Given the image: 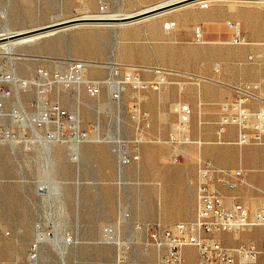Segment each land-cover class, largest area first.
<instances>
[{"label": "rangeland", "instance_id": "374dc122", "mask_svg": "<svg viewBox=\"0 0 264 264\" xmlns=\"http://www.w3.org/2000/svg\"><path fill=\"white\" fill-rule=\"evenodd\" d=\"M173 1L0 0V34L86 13L132 14ZM230 21L239 22L244 35L248 29L263 30L264 0H194L126 25L68 26L32 41H15L14 54H0V68L13 77L1 86L8 96L0 107V264H27L38 229L48 238L41 242L37 264H119L124 256L130 262L159 264L156 250L143 248L148 228L195 216L202 160L236 177V186L226 188L228 194L237 192L236 203L253 210L264 203V139L239 144L237 128L233 138L227 132L217 135L220 106L234 96L233 86L264 83V46L233 44ZM74 59L90 64L86 74L104 82L119 80L115 67L135 66L146 81L158 79L157 68L175 74L159 88L137 92L126 87L119 97L111 96L106 83L93 96L82 86H63L40 74L65 71ZM44 84L49 86L47 101L75 114L81 131L95 126L74 149L70 119L63 120L58 136V124L32 121L40 115ZM134 101L146 113L140 124L132 117ZM182 101L195 108L188 131L192 142L180 134L174 143L169 134ZM14 113L22 114L27 125L16 121ZM135 149L139 159L120 162L119 150ZM106 225L114 227L116 240L106 239ZM257 231L264 227L248 228L238 239L224 234L228 237L222 241L262 246L264 233ZM67 237H72L68 244ZM195 259L200 264L197 251ZM254 264H264V254Z\"/></svg>", "mask_w": 264, "mask_h": 264}, {"label": "built area", "instance_id": "2783aa9c", "mask_svg": "<svg viewBox=\"0 0 264 264\" xmlns=\"http://www.w3.org/2000/svg\"><path fill=\"white\" fill-rule=\"evenodd\" d=\"M232 28L236 27L235 22L230 21ZM232 43L245 45L250 42L242 30H234ZM88 63L84 60L74 59L69 61L65 71H56L49 76L47 71L40 70L43 78L52 77L55 83L66 85L82 86L85 92L97 96L102 92L106 83L107 91L112 97L119 95L126 90V87L140 92L150 86L159 88V80L146 81L143 79L141 71L135 66L119 69L115 67L119 80L104 82L99 79L89 77L85 71ZM160 72L174 75L173 70L161 69ZM161 73V74H162ZM13 77L10 73L0 68V107L3 104V97H7V91L1 89L6 82H11ZM116 84L119 89H116ZM22 86L24 87L23 83ZM234 96L220 106V118L218 121L217 135L219 138L227 132L229 127H235L238 130V143L249 144L253 141L260 142L264 139V83L263 81H240L234 86ZM49 86L44 84L40 90V115L33 118L36 125L59 124L62 127L63 120L70 119L72 137H70L72 149L73 145L87 140L91 136V131H81L76 124V115H72L59 102H48L47 92ZM45 97V102L41 99ZM254 103L259 104L255 106ZM138 102H132V117L140 124L146 113H142L138 108ZM176 111L178 119L173 124L169 137L174 143L180 142V134L183 135L184 142H192L189 138V125L195 113L194 106L187 101L180 102ZM13 115H19L14 113ZM18 117V116H16ZM24 132L22 128L20 132ZM54 137L55 135L52 134ZM201 143V140L195 141ZM122 149V148H121ZM74 151V150H73ZM120 162L128 163L130 160L139 159L137 149L127 153L119 150ZM179 154L175 159H179ZM236 177L229 171L211 165L206 161H200L196 177V200L197 209L195 216L189 220L179 221L172 226L165 227L160 223H155L148 228V233L143 241L144 249H155L158 254L159 264H186V248L193 247L199 255L200 264H254L262 254H264V243L262 246L255 242H242L228 244L222 241L224 234L235 235L239 231L248 228L264 227V203L252 210L243 203L234 202L228 206L225 196L221 190L222 186H236ZM140 227H136L139 229ZM139 231V230H138ZM104 233L108 234L106 238L109 241L116 240L114 227L106 225ZM106 237V236H105ZM72 237L64 239L65 243H70ZM42 239L37 240L31 245L27 264H37L39 259V249ZM128 262L129 264H141L128 261L126 256L122 257L119 264ZM22 264V263H18Z\"/></svg>", "mask_w": 264, "mask_h": 264}, {"label": "bare ground", "instance_id": "6f19581e", "mask_svg": "<svg viewBox=\"0 0 264 264\" xmlns=\"http://www.w3.org/2000/svg\"><path fill=\"white\" fill-rule=\"evenodd\" d=\"M183 1H186L185 3L181 4V5H184V4H187V3H190L194 0H177V1H173V2H163V3H159L157 5H153V6H150L148 8H145V9H141V11L137 12V13H132V14H101V13H96V14H83V15H79V16H75L74 18H70V19H67V20H59L57 22H54V23H50V24H47V25H42L41 27H37V28H32V29H27V30H20V31H5L4 33L0 34V36L2 35H10V34H13V33H30L26 36H21L20 38H17V39H14V40H9L7 42H3L0 44V54L4 55V54H9V55H12L14 54L13 52V47H14V43L15 41H20V40H24V42L26 41H32L33 39L35 38H39L41 37L42 35L46 34V33H49V32H52V31H58V29H62V28H65L68 26H74V25H80V24H103V23H107V24H125V23H132V22H135V21H138V20H141V19H144V18H151V17H155L157 16L158 14L160 13H163L165 11H168L170 9H173V8H176V7H179L181 5H177V6H174L170 9H165V7L169 6V5H172V4H175V3H179V2H183ZM263 1V0H262ZM153 11L151 14L143 17V18H140V19H137V20H133V21H128V22H121V21H117L116 19H122V17H126V16H134V15H138V14H142V13H148V12H151ZM92 19H97L99 21H93ZM236 27H235V30H241V24L239 22H236ZM126 25V24H125ZM55 33V32H54ZM28 43V42H27ZM11 57V56H10ZM12 60V59H11ZM99 64V63H98ZM107 64L110 66L111 69H113V65L114 63L113 62H107ZM90 65V64H88ZM95 66L97 65L96 63L94 64ZM104 65V64H103ZM98 66V65H97ZM101 66V64H100ZM87 69H85L86 71ZM161 71L160 68H157L156 71ZM160 72L159 76H158V80H159V87L164 85V84H167L169 83V79H168V76H170L169 74H165V73H162ZM27 82V81H26ZM25 84H28V83H25ZM20 87H23L22 86V83L20 84ZM116 89H119V85L116 84ZM45 97H42L41 99V102L44 103L45 101ZM179 104V103H178ZM177 104V105H178ZM22 108V107H21ZM18 112V110H17ZM24 113V112H23ZM26 114V113H25ZM15 116H18L16 117V121L20 122L22 126H25L27 125V122L25 120V117L22 116V114H19V115H15ZM78 119L76 117V124H75V127H78ZM33 123H31L32 125ZM57 125V124H56ZM59 125V124H58ZM33 128V127H32ZM34 130V129H33ZM61 130V126H57V129L55 131V134L58 136L60 135V131ZM36 133V132H35ZM23 132H21L20 135H22ZM36 135V134H35ZM39 137V135H38ZM238 143V142H237ZM240 144V143H239ZM243 145V144H242ZM49 158V157H48ZM124 216V215H123ZM241 231L237 232L235 235L239 234ZM107 235V234H106ZM38 238L39 239H42V240H45L48 238V236H46V234L44 232H42L40 229H38ZM51 239V238H50ZM53 239V238H52ZM49 241V240H48ZM51 241V240H50ZM54 241V239H53ZM46 242V241H45ZM61 243V241H60ZM60 249V247H59ZM64 264V263H63Z\"/></svg>", "mask_w": 264, "mask_h": 264}, {"label": "crops", "instance_id": "0c3cea01", "mask_svg": "<svg viewBox=\"0 0 264 264\" xmlns=\"http://www.w3.org/2000/svg\"><path fill=\"white\" fill-rule=\"evenodd\" d=\"M247 36H248V38L249 39H252V41L253 42H250V44L252 43V44H254V45H257V46H264V29L263 30H261V31H258V30H255V29H248V31H247V34H246ZM149 103H151V102H149ZM235 127H229L228 128V130H227V134H228V137L229 138H233L234 137V134H235ZM223 142V141H222ZM245 150H248V149H245ZM173 171H174V173H178L179 172V170L178 169H176V168H171ZM246 171V170H244V169H240V171ZM176 175H178V174H176ZM176 179H179V177L177 176L176 177ZM179 180H181V183H182V181H183V179L180 177V179ZM177 187H178V183H176V187H175V190H174V197H173V201H176V199H177V196H176V194H177ZM227 187L226 186H222L221 187V190H222V192H223V194H224V196H225V201H226V204L228 205V206H231L232 204H233V201L235 200V199H237V192L236 191H231L230 192V194H228L227 193V191H228V189H226ZM229 188V187H228ZM235 202V201H234ZM252 209V208H251ZM253 210V209H252ZM172 217H169V216H167V219H171ZM245 231V230H244ZM257 233L258 234H263L264 232L263 231H257ZM244 233L241 231L239 234H237V235H232V238H231V240L232 239H238V238H240L242 235H243ZM224 238H227L228 236H223ZM185 253H186V261H187V259H188V262H187V264H197L196 263V259H195V254H196V249L195 248H193V247H188V248H186V251H185Z\"/></svg>", "mask_w": 264, "mask_h": 264}, {"label": "water", "instance_id": "95a60500", "mask_svg": "<svg viewBox=\"0 0 264 264\" xmlns=\"http://www.w3.org/2000/svg\"><path fill=\"white\" fill-rule=\"evenodd\" d=\"M185 2L186 1L169 5V6L165 7V9H170V8H172L174 6L181 5V4L185 3ZM152 12L153 11L148 12V13H142V14L134 15V16H126V17H122V19H116V20L117 21H121V22L133 21V20H137V19L143 18V17L151 14ZM92 20L93 21H99L97 19H92ZM30 33L29 32L28 33H21L20 32V33H13V34H10V35H2V36H0V44L3 43V42H7L9 40H14V39L20 38L21 36H26V35H28Z\"/></svg>", "mask_w": 264, "mask_h": 264}]
</instances>
